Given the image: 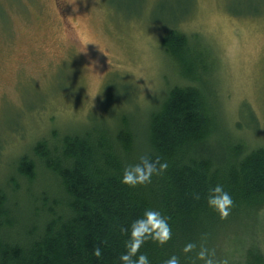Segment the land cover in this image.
<instances>
[{
  "label": "trees",
  "instance_id": "1",
  "mask_svg": "<svg viewBox=\"0 0 264 264\" xmlns=\"http://www.w3.org/2000/svg\"><path fill=\"white\" fill-rule=\"evenodd\" d=\"M162 44L185 83L168 90L144 126L123 116L114 126L41 139L19 157L0 184V264H119L123 230L146 209L166 217L172 232L164 245L149 240L141 247L150 264L172 255L180 264H202L201 245L217 264H264L256 240L264 146L249 148L224 130L204 87L208 49L173 27ZM141 157L168 167L146 185L122 184L124 168ZM217 184L234 202L225 219L207 205ZM188 243L196 248L185 254Z\"/></svg>",
  "mask_w": 264,
  "mask_h": 264
},
{
  "label": "rangeland",
  "instance_id": "2",
  "mask_svg": "<svg viewBox=\"0 0 264 264\" xmlns=\"http://www.w3.org/2000/svg\"><path fill=\"white\" fill-rule=\"evenodd\" d=\"M171 27L208 49L224 130L264 146V0H0V184L41 139L144 126L185 83L163 50ZM256 218L264 255V208Z\"/></svg>",
  "mask_w": 264,
  "mask_h": 264
},
{
  "label": "clouds",
  "instance_id": "3",
  "mask_svg": "<svg viewBox=\"0 0 264 264\" xmlns=\"http://www.w3.org/2000/svg\"><path fill=\"white\" fill-rule=\"evenodd\" d=\"M167 167L166 162L160 163L141 157L139 163L124 168L120 182L129 187L143 186L151 182L153 175L163 173ZM233 204L232 197L224 190L222 185L217 184L209 189L207 205L218 213L221 219L229 216ZM123 231L128 233V239L125 242L126 251L119 257V264H150L149 258L145 254L139 253L144 243L151 240L158 245H164L172 236L167 218L153 209H146L141 217L135 219L129 228ZM195 248V244L188 243L184 246L183 252L188 254ZM94 255L100 257L101 251L99 248L95 250ZM214 257L215 253L203 245L196 254V259L201 261L202 264H217ZM164 264H180V261L177 256L172 255L164 261Z\"/></svg>",
  "mask_w": 264,
  "mask_h": 264
}]
</instances>
